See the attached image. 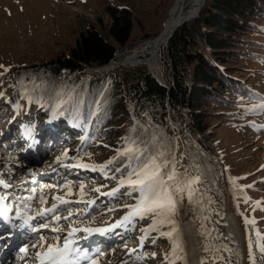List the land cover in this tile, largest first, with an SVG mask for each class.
<instances>
[{
  "label": "rangeland",
  "instance_id": "1",
  "mask_svg": "<svg viewBox=\"0 0 264 264\" xmlns=\"http://www.w3.org/2000/svg\"><path fill=\"white\" fill-rule=\"evenodd\" d=\"M173 4L174 0H0V65L3 66L0 67V73H3L0 75V92L13 81L18 68L69 57V51L80 34L89 28L98 30L114 44L108 34L111 23L107 13L109 6L127 8L133 16L131 39L117 51L114 61L135 49L141 51L162 30ZM253 23L252 31L242 39L255 43L256 48L240 49L242 56L230 67L234 79L249 85L264 102V16ZM161 52L158 63L162 73L169 60L165 47ZM246 52L253 58L246 57ZM136 67L117 68L107 73L92 72L88 68V72L93 75L117 74L124 81ZM5 68L9 71L5 72ZM2 93L0 198L13 207L19 234H24L26 227L32 231V227L49 224L48 228L33 232L30 239L19 241L15 248L8 246V264H33L37 251L47 249L48 244H56L53 237H60L59 243L62 244L70 228L105 225L113 231L112 226L128 211L125 206L136 204L139 194L133 193L126 198L127 185L120 187L118 177L110 179L108 168L105 174L91 170V167L85 169L72 165H102L116 157L122 151L118 144L121 142L120 131L126 126L123 119L114 120L116 125L115 122L109 125L121 130L116 129L117 132L105 140L88 144L84 135L72 130L62 118L50 121L52 112L48 109L24 112V103L14 107L6 103L5 97L10 96V89ZM254 105L257 103L245 101L242 107L251 110ZM259 110L260 113L253 117H246V113L241 112L240 118L233 121L228 120V116L222 118L213 114L216 113L214 109L210 110L206 122L207 132L210 137L212 135L210 143L214 156H209V160L214 172L215 168L219 170L216 175L213 172L210 181L203 178L201 161L194 156L195 152L202 151L192 148L189 156L185 152L187 140L180 131L181 138L176 133L174 149L166 155L171 158L170 165H175L181 178L199 177V182L193 185L191 202L186 192L177 198L184 218L185 264L192 263V244L200 252V258L212 264H264V251H261L264 249V108L259 106ZM45 128L54 137L62 136L51 142L41 137ZM25 132L30 133L29 142H24L29 138ZM126 176L123 174L119 179ZM27 181L37 183L33 185ZM96 188L99 191H95ZM115 188L119 191L108 197L107 193ZM56 196L69 203L55 201L53 197ZM41 197L46 203H41ZM87 201L93 203L88 205ZM53 203L58 205L57 213L36 216L39 209L49 208ZM68 209L74 213L71 223L63 219L69 215ZM53 215H59L61 219L55 221ZM29 216L35 219L30 220L28 226L24 221ZM132 221L120 226L115 241L109 245L100 241L103 239L88 247L78 244V249L83 250L78 258L88 255L82 264H180L184 257L181 247L171 245L170 239L161 235L171 231V225H157L155 230L145 233L142 229H148L152 224L151 216L143 220L133 218ZM52 228L57 230L52 231ZM84 233L74 232L69 239L81 240ZM40 235L46 237L43 247L39 246ZM142 236L145 237L143 244ZM33 243L38 246L32 247ZM26 245L27 255L18 249ZM133 249L135 251H130Z\"/></svg>",
  "mask_w": 264,
  "mask_h": 264
},
{
  "label": "trees",
  "instance_id": "2",
  "mask_svg": "<svg viewBox=\"0 0 264 264\" xmlns=\"http://www.w3.org/2000/svg\"><path fill=\"white\" fill-rule=\"evenodd\" d=\"M107 13L111 19L108 34L114 44L98 30L87 29L70 49L69 57L18 68L13 81L1 90L10 89L6 103L11 107L24 103V112L46 108L52 112L53 120L62 118L74 131L84 135L88 144L105 140L117 132V128L109 125L123 119L126 126L120 131L118 144L122 151L131 140L137 144L144 141L141 147L146 144L152 154L163 152V159L169 164L171 158L166 155L173 151L176 137L168 118L170 112L171 119L187 140L185 152L190 156L192 148L202 151L195 152L194 156L201 161L203 178L210 181L214 172L209 160V156H214L212 135L207 132L206 122L210 110L233 121L240 118L241 112L246 113V117L259 114V106L264 103L249 85L234 79L230 67L242 56L240 49L256 48L255 43L244 41L242 36L252 31L253 21L264 16V0H206L197 18L177 29L167 43L169 61L162 75L168 90L152 78L144 66L134 68L124 81L117 74L88 72V68L109 63L131 39L132 12L124 7L109 6ZM250 55L246 52V57L253 58ZM61 99L68 103L58 107ZM245 101L257 105L247 110L242 107ZM126 163L123 156H116L108 167L111 177L119 180L122 175L115 169L123 170ZM217 173L219 170L215 168L214 174ZM130 191L127 186L126 198L130 197L127 194ZM173 219L178 229L173 235L179 236L176 244L184 253L180 261L183 264L187 250L179 201ZM170 243L174 244L172 239Z\"/></svg>",
  "mask_w": 264,
  "mask_h": 264
},
{
  "label": "snow or ice",
  "instance_id": "3",
  "mask_svg": "<svg viewBox=\"0 0 264 264\" xmlns=\"http://www.w3.org/2000/svg\"><path fill=\"white\" fill-rule=\"evenodd\" d=\"M0 67H3L0 65ZM5 72L9 71V69L5 68ZM3 75V73H0ZM3 93L0 92V96ZM71 97H69V100ZM68 103V100L61 99L58 107H62L64 104ZM261 108H264V103L261 104ZM155 139V138H154ZM144 141H140V144H144ZM140 144H137L135 140H131L123 149V151H119L117 156H123L127 163L123 165L122 168H116L115 171L121 173L123 176V172L127 171V176L119 179L120 187H124L127 185L131 191L127 194L129 196L132 193H138L137 203L134 205H126L128 211L121 218L120 221H117L115 225L112 227H120L125 223H129L133 220V218H139L141 220L145 219L147 216L152 217V224L149 225L148 229H142L143 232L147 233L149 230H155L157 225H171V231L161 233L163 236H167L173 240V243L176 244L179 236L174 237V233H178V229L175 226L174 216L176 214L177 205H178V197L183 193H187L188 199L191 202L192 193H193V185L199 182V177H186L181 178L177 175L175 165H170L166 162L163 152H159L156 154H152L151 150L145 144L144 147H141ZM66 155V153H65ZM116 157L112 160L107 161L102 165H92L89 166L87 164L83 165H72L73 167L79 166L85 169L91 167V170H99L101 173H105V169L109 167V165L113 164ZM59 162V158H58ZM106 174V173H105ZM115 177H110V179H114ZM2 183V181H0ZM46 187H51V185H46ZM95 191H99V188H96ZM119 191V188L113 189L111 192L107 193V195L115 196V194ZM81 193H83V185H81ZM55 201H59L61 204H68L69 201L63 199L60 196L53 197ZM41 203L44 204L46 201L43 197H41ZM88 205H91L92 201L85 202ZM58 205L53 203L49 208H41L37 211L36 216L45 217L51 214L57 213ZM69 215L63 217L65 220H69L71 223V217L74 215L71 209H68ZM3 215V211L0 210V216ZM53 220L59 221L61 217L59 215H53ZM35 219V217L29 216L28 219H25L24 224L29 225L30 220ZM245 223H249V221H245ZM49 224L43 223L38 227H32V231L36 232L39 228H48ZM52 231H56V228H52ZM109 229H79V228H70L68 230V235L63 238V244L60 245V237H53L54 240L57 241L56 244H48L47 250L43 253L37 252L36 258L39 260V264H76L75 257L73 255L74 249L72 245V241L69 237L73 236L74 232L85 231V232H98L104 233ZM145 237H141V244H143V240ZM46 240V237L40 235L39 241L40 247H43V242ZM155 241H153L154 243ZM32 247H37L36 243L31 245ZM178 246V245H177ZM21 252L27 255V245L20 249ZM83 251V250H79ZM130 251H135L130 250ZM264 251V249H261ZM155 254H153L154 256ZM83 258H87V254L84 255ZM203 264V262H202Z\"/></svg>",
  "mask_w": 264,
  "mask_h": 264
},
{
  "label": "bare ground",
  "instance_id": "4",
  "mask_svg": "<svg viewBox=\"0 0 264 264\" xmlns=\"http://www.w3.org/2000/svg\"><path fill=\"white\" fill-rule=\"evenodd\" d=\"M200 1L202 0H174V4H173V7L171 8L169 18L165 21L162 30L163 29L167 30L171 28L173 24H175L177 20L180 19L185 14V11L188 9V7L191 6L192 3H199ZM157 36L154 38V40L150 41L145 46V48L142 49L141 51L139 49H135L129 52L124 57L122 58L119 57L120 59H117L111 62L106 68H103L102 70H100L99 73H107L117 68H131L135 66H145V67H148V69H150L153 74H156L157 72H159L160 77L163 78L158 61H159L160 52L162 51V49H164L165 45H164V40H162V43L158 46V48H155L156 45L158 44V41L156 40ZM61 136L62 135L55 136V137L54 135L52 136L50 134V131H47L46 128L42 131V134H41V137H44L51 142H55L59 140ZM66 141L67 140H65V142ZM45 142H47V140H45ZM0 202H1V198H0ZM85 233L83 234V236H85ZM85 240L87 241V239H84V238L81 240H77V241L75 240V241L78 242L77 244H81L83 247H88V246H92L96 244L94 240L84 242ZM191 248H192V263L191 264H202V262L203 264L213 263V262L211 263L210 261L202 260L200 258V252H198V249L196 248L194 244L191 245Z\"/></svg>",
  "mask_w": 264,
  "mask_h": 264
},
{
  "label": "water",
  "instance_id": "5",
  "mask_svg": "<svg viewBox=\"0 0 264 264\" xmlns=\"http://www.w3.org/2000/svg\"><path fill=\"white\" fill-rule=\"evenodd\" d=\"M205 2H206V0H202L199 3H192L191 6L188 7V9L185 11V14L180 19H178L177 22L175 24H173V26L171 28H169L167 30L163 29L162 31H160L157 38H156V40L158 41V44L156 45L155 48H158V46L162 43V40H164V45L166 48L167 43L172 38L174 32L177 29H179L180 27H182L185 23L189 22L190 20L197 18L202 7L205 5ZM127 58H129V57H127ZM127 58H125V59H127ZM114 59H112L109 63L102 65L100 67L90 68V71L99 73L100 70H102L103 68H106L111 62L114 61ZM146 69H147L148 73L152 76V78H154L161 86L165 87L167 90L169 89L166 81L162 77H160L159 72H157L156 74H153L152 71L150 69H148V67H146ZM166 100H167V98H166ZM168 118H169L171 126L176 131V133L178 134V138H181L179 135V129H178L177 125L173 122V120L170 117V112H168ZM206 217L209 221V218L207 215H206Z\"/></svg>",
  "mask_w": 264,
  "mask_h": 264
}]
</instances>
